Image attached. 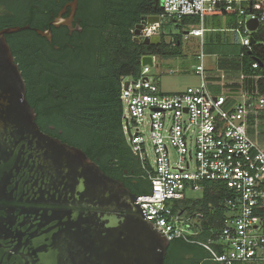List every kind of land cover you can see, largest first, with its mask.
I'll list each match as a JSON object with an SVG mask.
<instances>
[{
	"label": "built area",
	"instance_id": "obj_1",
	"mask_svg": "<svg viewBox=\"0 0 264 264\" xmlns=\"http://www.w3.org/2000/svg\"><path fill=\"white\" fill-rule=\"evenodd\" d=\"M157 1L159 21L143 26L142 39H161L163 18L197 19L199 24L185 31L182 38L196 37L201 41L199 63L194 67L200 83L177 94L162 93L149 76L151 68L157 66L155 56L152 66L140 65L137 77L120 78L123 136L137 159L141 178L150 184L149 192L138 195L136 203L145 210V219L168 241L197 242L201 230L195 222L202 214L188 216L181 204L187 200L186 192L201 195L207 185L215 184L216 190L224 194L220 203L224 216L216 240L200 244L208 251V260L219 264H264V146L249 134V125L257 135L264 127V93L248 94L244 88L248 78L259 80L262 76L241 74L236 90L211 95L206 86L202 41L205 16L229 14L235 17L231 31L241 48L239 58L253 45H263L253 35L264 33V0ZM250 21H256V30L248 29ZM135 30L134 27L132 39ZM259 67L260 63L254 62L251 70ZM225 80L222 74V86Z\"/></svg>",
	"mask_w": 264,
	"mask_h": 264
},
{
	"label": "water",
	"instance_id": "obj_2",
	"mask_svg": "<svg viewBox=\"0 0 264 264\" xmlns=\"http://www.w3.org/2000/svg\"><path fill=\"white\" fill-rule=\"evenodd\" d=\"M142 28L133 42L157 45ZM140 65L152 66V56ZM136 201L81 149L40 130L0 37V264H164L169 241Z\"/></svg>",
	"mask_w": 264,
	"mask_h": 264
},
{
	"label": "trees",
	"instance_id": "obj_3",
	"mask_svg": "<svg viewBox=\"0 0 264 264\" xmlns=\"http://www.w3.org/2000/svg\"><path fill=\"white\" fill-rule=\"evenodd\" d=\"M125 1V7L120 5L121 9L112 8L111 13L108 12V18L97 28L94 42L86 50L69 58L71 73L63 84L59 82L55 86L62 90L57 102L51 100L50 93H44L43 89L49 84V79L44 78L28 83L26 99L35 108V113L39 112L36 123L42 132L78 147L106 175L121 181L125 187H130L134 181L141 183L143 188L136 193L141 195L149 192L150 184L141 178L137 159L123 136L119 80L121 77H137L141 68L140 60L144 55L165 58L180 55L181 34L172 36L174 45L166 43L164 35L157 45L134 43L132 30L138 15H160L161 10L157 0ZM171 21L179 22L182 26L197 23L191 18ZM253 37L255 41L264 42L263 32H257ZM239 59L244 74L262 76L257 80V86L259 92L264 93V44L253 45ZM254 62H259L260 67L253 71L251 65ZM63 95H66V101ZM216 188L217 185L209 184L199 198L191 202L187 199L181 204L188 216L202 214L195 222L201 230L196 237L197 242L189 243L182 239L171 241L191 251L201 250L207 260L209 253L200 244L216 240L224 216L220 205L224 194Z\"/></svg>",
	"mask_w": 264,
	"mask_h": 264
},
{
	"label": "flooded vegetation",
	"instance_id": "obj_4",
	"mask_svg": "<svg viewBox=\"0 0 264 264\" xmlns=\"http://www.w3.org/2000/svg\"><path fill=\"white\" fill-rule=\"evenodd\" d=\"M125 2V0H0V37L8 45L14 63L18 65L26 84V93L28 83L38 82L42 78L49 79V84L47 83L48 86L43 91L50 93L51 100L57 102L62 90L55 86L59 82L63 84L71 73L69 58L86 50L94 42L98 26L108 18V12L111 13L112 8L125 7ZM150 16L157 15L139 14L135 26H144ZM62 98L66 101V95ZM127 188L137 197L136 193L143 185L134 181ZM163 263L219 264L208 261L199 249L191 251L184 245L171 241Z\"/></svg>",
	"mask_w": 264,
	"mask_h": 264
},
{
	"label": "rangeland",
	"instance_id": "obj_5",
	"mask_svg": "<svg viewBox=\"0 0 264 264\" xmlns=\"http://www.w3.org/2000/svg\"><path fill=\"white\" fill-rule=\"evenodd\" d=\"M222 19V17L219 18V20ZM160 23V32L164 34L166 41L172 38V36L180 35L187 30V28L182 26L179 22H173L170 19L163 18ZM220 26L222 27L223 24H220ZM209 35L214 34L208 33L203 38V52L205 54L204 66L206 74L211 72L214 75H219L221 69H224L220 66L222 60H225L226 58V60L229 59L226 55L235 57L237 50L236 48L228 49L223 45H218L214 40L209 43ZM199 45V38H189L188 40L182 41L180 55L167 58H154L155 64H157L158 67H152L149 76L156 81V84L162 93L177 94L183 92L188 87H197L199 85V78L194 73V67L199 63L197 60V55L200 52ZM169 71H172L173 73H168ZM207 84V91L211 95H218V93H220L219 86L214 85V87H210V83ZM258 132L259 136L255 141H257L259 145L264 146V127L261 126ZM199 197V193H185V198L190 200L189 202L194 201Z\"/></svg>",
	"mask_w": 264,
	"mask_h": 264
},
{
	"label": "crops",
	"instance_id": "obj_6",
	"mask_svg": "<svg viewBox=\"0 0 264 264\" xmlns=\"http://www.w3.org/2000/svg\"><path fill=\"white\" fill-rule=\"evenodd\" d=\"M221 17L223 19L219 20V18H221ZM191 19L194 21H197V23L196 24H192V23L187 24L186 23L185 25H183L187 28V30L189 28H191L193 26H197L199 24L197 19H194V18H191ZM220 24H223V26L221 27ZM234 25H235V17L233 15H229V14H227V15L208 14L205 16L204 22H203V28L205 30L203 38L208 33L214 34V35L208 36L209 43H211L214 40L216 44L218 43V45H223L224 47H226L228 49L236 48V50H237V54L235 55V57L226 55L227 57H229V59L226 60L227 59L226 58L225 60H222V62L220 63V66H222L224 69H221V72L219 73V75H214L211 72H208L206 74L207 83H210L209 84L210 87H214V85L219 86L218 88L220 89V93H218V95L221 94L223 92V90H225L226 92L236 90L240 85V80H239L240 75L244 74L243 68H242V62L238 57V54H239L241 48L237 45L235 35L231 31V29L234 27ZM187 30H185V31H187ZM185 31L181 33V43L183 41L182 34L185 33ZM192 38H196V37H192ZM203 38H202V41H203ZM164 40H165V37H164ZM171 40H173V41H171ZM171 40L170 41L167 40L165 42L171 43V45H174L175 44V43L173 44V42H175L174 38L172 37ZM157 57H159V56H157ZM233 58H236V59H233ZM157 67H158V65L156 66V68ZM222 74H224L226 76V80L224 83L225 86H222L220 81H219L220 76ZM206 85H208V84H206ZM244 88L248 94H254V93L259 92V89L257 86V80H254L252 78H248L245 81ZM249 134L254 140H257V138L259 136L256 134L255 129L252 125H249Z\"/></svg>",
	"mask_w": 264,
	"mask_h": 264
}]
</instances>
